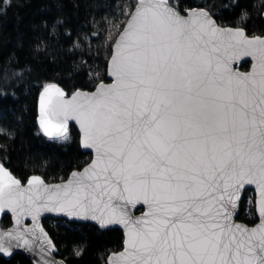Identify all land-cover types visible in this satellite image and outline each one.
Returning a JSON list of instances; mask_svg holds the SVG:
<instances>
[{
  "label": "snow or ice",
  "instance_id": "1",
  "mask_svg": "<svg viewBox=\"0 0 264 264\" xmlns=\"http://www.w3.org/2000/svg\"><path fill=\"white\" fill-rule=\"evenodd\" d=\"M12 6L8 0L0 18ZM132 8L114 40L111 83L101 79L95 91L77 88L70 98L51 77L40 86L43 133L70 142L75 120L91 158L56 184L40 175L20 178L0 161V213L10 209L17 225L21 216L35 221L44 211L64 214L70 228L83 221L100 230L123 225V250L106 264H264V32L248 34L250 14L239 0L187 8L138 0ZM229 9L238 19L225 26L219 13ZM40 12L34 31L44 35L35 53L55 65L49 41L58 30L73 51L79 37L73 41L63 4H55L51 19L52 8ZM240 55L255 61L251 72L231 71L229 61ZM66 70L88 74L75 63ZM17 135L0 125L3 140ZM7 147L0 144V153ZM245 184L259 193L254 227L234 219ZM137 205L146 210L134 217ZM85 251L78 247L72 255Z\"/></svg>",
  "mask_w": 264,
  "mask_h": 264
},
{
  "label": "trees",
  "instance_id": "2",
  "mask_svg": "<svg viewBox=\"0 0 264 264\" xmlns=\"http://www.w3.org/2000/svg\"><path fill=\"white\" fill-rule=\"evenodd\" d=\"M59 2L65 8L64 15L70 17L73 29V41L79 37L80 46L74 51L67 38L60 35L50 40L56 52V63L52 58L37 56L34 45L40 36L34 31V25L41 23L44 6L52 8L48 18L56 14L55 4ZM138 0H31L28 7L8 8L7 16L0 18V125L17 129L15 141L0 138V144H7V151L0 153L4 162L20 178L40 175L48 183L62 182L72 171L82 168L91 158L80 147V135L74 126L70 127L72 140L61 142L47 138L37 122L38 100L41 85L51 77L70 95L77 88L93 90L101 79L108 82L107 67L111 58L114 40L123 30L129 11ZM187 8L197 7L213 0H172ZM220 4L221 0H214ZM227 3V0H223ZM249 11L246 31L249 35L264 32V0H239ZM3 0L0 12L7 7ZM232 10L219 13V23L231 26L238 17ZM83 62V63H82ZM81 65L88 74H77L66 69L72 64ZM245 64L242 70H248ZM94 77L90 80L89 77ZM22 77V78H21ZM7 91V98L4 92ZM15 93V95H13ZM26 180L24 181V183ZM239 221L250 226L257 223L255 212V194L247 191L241 205ZM2 228L12 225L11 217L6 215L0 222ZM44 226L53 238L57 256L68 264H106L112 252L123 249L124 235L119 229L101 231L91 224H76L71 228L66 220H45ZM86 251L80 258L72 255L75 248ZM0 264H32L24 255L18 254L11 260L0 258Z\"/></svg>",
  "mask_w": 264,
  "mask_h": 264
},
{
  "label": "water",
  "instance_id": "3",
  "mask_svg": "<svg viewBox=\"0 0 264 264\" xmlns=\"http://www.w3.org/2000/svg\"><path fill=\"white\" fill-rule=\"evenodd\" d=\"M263 19H264V12H263ZM118 38L119 36L117 37V39ZM110 60L108 62V67H107L108 82H104V83L112 82V77L109 75ZM254 63L255 61L253 60L251 56L240 55V56H237L235 59H232L229 61V67L231 71L234 73L246 74V73L251 72L252 66ZM245 64L249 65L248 70L241 69V67ZM83 91L91 92V91H95V88L91 91L89 90H83ZM70 97H71V94L68 95V98ZM38 117H39V100H38ZM37 122L40 128L38 118H37ZM71 126H74L80 135V129H79L78 122H76L75 120H70L69 130ZM40 130L43 133V130L41 128ZM46 137L49 138L48 136ZM49 139L57 140L53 138H49ZM80 147L84 153H89L92 156V150L85 149L82 146L81 137H80ZM46 183L48 182L46 181ZM56 183H61V182H56ZM56 183H49V184H56ZM25 185H26V182H25ZM250 190H252L255 194V212H256V216L258 220L256 224L260 223L258 203H257L259 200V193H258V189L255 184H245L244 187L240 190L239 204H238V209H237L238 214L234 216V219L236 223L245 224L248 227H254L256 224L253 226H250L238 220L240 213H241V205L244 199V195L247 191H250ZM144 210L146 209L137 205L136 209L132 211V215L134 217H138L141 215L142 211ZM6 215L11 217L12 225L9 228H2L0 225V246H3L4 249H7V251H0V258H4L9 261L13 259L16 255L22 254L26 256L31 261L32 264H61V262H64V264H68L64 259L57 256L58 254L57 246L53 238L51 237L50 233L46 230L44 226V221L48 219L67 220L68 218L65 217L64 214L57 213V212L44 211V212H41L37 216L35 221L32 219L31 215H24L20 217L19 225H17L16 223V214H14L10 209H5L4 212L0 213V222ZM78 224H91L95 226V222L93 221H83V222H78ZM41 229H43V231H41ZM114 229L121 230L125 238V229L123 225H119V224L108 225L107 228L101 231H109V230H114ZM8 233H11V235H8ZM45 233L47 234V236H45ZM21 235L23 236V239L19 238ZM24 240H27L28 243L25 244ZM49 241H51V244H49ZM9 252L11 253V255L8 254Z\"/></svg>",
  "mask_w": 264,
  "mask_h": 264
}]
</instances>
